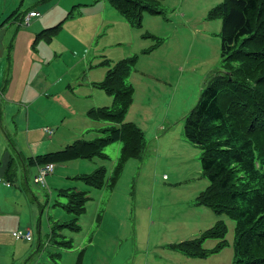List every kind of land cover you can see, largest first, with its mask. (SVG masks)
I'll return each mask as SVG.
<instances>
[{"label":"rangeland","instance_id":"374dc122","mask_svg":"<svg viewBox=\"0 0 264 264\" xmlns=\"http://www.w3.org/2000/svg\"><path fill=\"white\" fill-rule=\"evenodd\" d=\"M221 1L162 0V15L145 13L143 28L133 27L124 19L125 30L118 36L120 25L105 0H77L78 5L69 11L76 9V13H68L59 20L63 25L81 24L82 30L94 33L91 54L98 61L108 58L114 64L138 55L128 81L136 87L139 110L126 116L143 131L145 151L141 158L130 159L123 166L112 187L106 186L120 152L118 143L104 149L106 160L94 158L55 165L54 176L45 178L46 185L33 182L37 174L35 165L26 161L23 171L18 162L23 155L28 156L27 147L33 148L32 141L21 133L20 143L17 141L4 106H27L36 87L51 79L54 71L62 70L60 57L59 62L46 63V49L42 47L64 45L65 66L73 64L82 49L66 30L49 40L36 38V34L26 35L31 23L11 24V32L0 30V156L10 154L9 159L21 169L16 182L9 187L2 183L5 191H14L15 195L2 194L5 204L0 207V264H75L79 254L80 264H232L234 222L197 204V196L208 183L201 176L200 149L183 136L184 117L195 106L206 78L221 66V20L205 19L208 11ZM87 4L92 7H80ZM143 34L153 38L141 37ZM156 37L162 40L160 46L151 55L142 56L140 51L152 47ZM85 53L86 56L88 51ZM92 61L93 55L89 53V62ZM150 73L153 78H149ZM39 105L44 109L42 101ZM88 119L102 128L109 126ZM53 129L51 138L77 134L61 123ZM44 130L47 132V128L41 129V136L48 140ZM99 135L95 130L79 138L92 140ZM101 166L106 168L107 178L102 189L74 179L75 175L88 174ZM61 190L84 191L89 197L85 212L76 217L75 230L65 226L74 215L64 209L68 199L60 194ZM218 220H223L227 227L228 246L220 252L207 258H188L170 249L171 245L198 237ZM27 229L31 242L12 236L15 231ZM217 243L219 240L208 239L202 247L210 250Z\"/></svg>","mask_w":264,"mask_h":264},{"label":"trees","instance_id":"16d2710c","mask_svg":"<svg viewBox=\"0 0 264 264\" xmlns=\"http://www.w3.org/2000/svg\"><path fill=\"white\" fill-rule=\"evenodd\" d=\"M106 1L136 28H141L145 13L163 14L159 9L162 0ZM205 19L221 20V66L206 78L195 106L183 120V136L200 149L201 176L208 183L196 202L234 222L232 264H264V0H222L208 11ZM61 26L59 23L41 30L36 38L49 40ZM154 39L155 44L141 54L151 53L162 43L159 38ZM137 61L138 55L134 54L114 64L109 60L99 64L107 70L95 86L112 97V105L91 108L86 113L94 121L109 124L97 129L98 137L77 140L61 150L26 158L28 164L51 163L55 169V165L75 160H106L108 156L104 149L118 143L120 152L109 185L104 166L74 177L93 189L112 187L123 166L130 159L141 158L145 151L143 131L135 123L126 121L134 96V88L128 79ZM14 173L15 163L10 158L5 181L12 182L11 174ZM60 194L68 199L64 209L74 215L65 226L75 230L78 228L76 217L85 212L89 197L86 192L75 190H61ZM16 232L12 233L14 239L32 241L31 232L29 240L16 238ZM226 234L224 221L218 220L198 237L169 247L188 258H207L228 246ZM208 239L219 240V243L206 250L202 245ZM61 244L66 246L67 242ZM80 257L81 254L75 264L81 263Z\"/></svg>","mask_w":264,"mask_h":264},{"label":"crops","instance_id":"0c3cea01","mask_svg":"<svg viewBox=\"0 0 264 264\" xmlns=\"http://www.w3.org/2000/svg\"><path fill=\"white\" fill-rule=\"evenodd\" d=\"M77 3V0H0V24L7 20L3 26H0V30L6 32L8 30V32H11L14 29L12 26L9 28L11 24L16 25V23L20 22L22 17L29 11H36L40 14V16L38 18H33L31 20L32 22L30 21L31 25L29 26V29L25 31L26 35L30 37L39 33L41 30L55 27L59 23L62 24L63 21L59 22V20H62L65 16H67V14L70 13L69 11L71 8L78 5ZM80 7H82V9L91 8L92 5H80ZM108 9L114 15L117 24L120 25L119 33H117L118 36L121 31L125 30L124 17H122L110 4ZM75 13L76 9L72 10L70 16ZM215 27L218 28L219 26L215 25ZM64 30L67 31V33L76 43L79 44L82 49V52L78 54L76 61L69 66H65L64 61L66 57V49L62 44L52 46V50L49 49V47H42L46 49V57L48 60L46 63L50 64L55 61L59 62L57 61V58L60 57L61 62L63 63L62 70L59 69L54 71L51 75V79H45L43 83L38 85V87L35 86L37 90L31 93L29 97L30 103L27 106H21V104L15 103L9 105L6 104L4 106L6 115L11 118L15 127L13 131L16 132L17 141L18 133L25 135L26 140L31 139L32 141L31 143L33 148L30 146L27 147L28 156L23 155V159H19L18 162L19 164H22L23 171L25 170L24 167L25 162L27 161L26 158H34L38 155L58 151L59 149L61 150V147L64 148L77 140H82L79 137H82L86 133H90L95 130L98 132L97 129L102 127V125L92 123V121L86 117V112L94 107L103 108L110 107L112 105V97L104 94L101 89L95 86L97 83L101 82L106 72V68L99 64L103 60L110 59L105 58L98 61L97 56L91 54L94 46V33H92L91 30H82L81 24L72 23L69 25L62 24L56 34L58 35L60 31ZM141 37L144 36L141 35ZM44 45L45 44L42 46ZM86 50L88 53L85 56ZM156 50L157 49L155 48L153 51L155 52ZM174 50L176 51L178 48H175ZM152 52L141 55L149 56ZM89 53L90 55H93L92 62H89ZM149 78H153L152 73L149 74ZM132 86L134 88L133 103L128 113L131 111L137 113L139 110L138 107H136L137 91L136 87L134 85ZM40 101L43 102L44 109L40 108ZM76 102L79 104L78 106H76ZM54 115L58 118H54ZM126 121L135 123L134 121L127 119V116ZM60 123L61 126H69V129L72 130L73 133L77 132V134H69L68 136L58 134L57 138H51V135L55 133L53 127L57 128ZM42 128H47V132L44 130L46 133L44 136H49L47 137L48 140L41 136ZM50 130L52 131L49 133L48 131ZM6 139L9 141L8 137H6ZM18 142L20 143V141ZM15 146L17 151L18 143H15ZM9 155L10 154L5 153L3 156H0V207H4L5 204L2 200L3 193L15 195L14 191H5L3 184L9 187L10 184L16 182L18 175L21 173L19 164L15 165V173L13 175L11 174L12 177L10 176L12 182H8L7 180L5 181L4 178L7 162L9 161ZM34 167L35 170H38L39 166L35 165ZM53 176L49 177L50 181L53 179ZM76 176L77 175L74 177ZM1 225L2 222L0 221V227ZM40 225L42 227V224L39 222V228ZM17 228H20V225H18Z\"/></svg>","mask_w":264,"mask_h":264},{"label":"built area","instance_id":"2783aa9c","mask_svg":"<svg viewBox=\"0 0 264 264\" xmlns=\"http://www.w3.org/2000/svg\"><path fill=\"white\" fill-rule=\"evenodd\" d=\"M39 16L40 15L38 12L30 11L28 14L25 15V17L22 21V25L28 26L30 21L33 18H37ZM53 171H54V165L51 163L39 166L38 170H37V174L33 178V182L36 184L44 185L45 184V178L49 175H52ZM14 235L16 236V238H24L26 240L30 239V231L28 229L25 232L18 231Z\"/></svg>","mask_w":264,"mask_h":264}]
</instances>
